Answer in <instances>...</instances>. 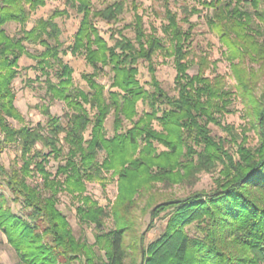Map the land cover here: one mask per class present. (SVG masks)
<instances>
[{"label":"trees","instance_id":"16d2710c","mask_svg":"<svg viewBox=\"0 0 264 264\" xmlns=\"http://www.w3.org/2000/svg\"><path fill=\"white\" fill-rule=\"evenodd\" d=\"M69 1L70 7L81 16L70 52L84 55L95 69L109 68L111 84L105 90L92 76H86L87 91L71 96L67 91L71 70L63 65L55 71L59 78L56 85L49 83L48 78L46 81L51 99L66 103L69 111L66 123L49 117L45 126L14 128L8 119L23 121L14 106L12 89L18 60L25 53L23 43L44 48L38 55V65L44 72L43 67L51 68L59 61L60 31L52 15L47 20L39 19L29 31L21 30L24 35L18 39L8 36L2 27L8 23L23 25L29 11L43 6L44 0H0V132L5 147H18L21 161L9 169L0 165V183L11 200L21 203L26 210L25 217L15 215L8 205V196L0 192V230L15 251V264H264V91L258 97L253 94L249 87L252 73L237 68L235 77L251 104V116L260 139L258 147L240 148L237 161L227 157L228 163L215 190L168 198L157 204L150 201L147 208L151 221L146 231L139 233L137 222L130 216L136 195L157 181H182L178 174L181 157L189 161L196 155L200 162H209L215 158L211 154L219 152L206 135V125L215 121V114L224 111L219 101L226 103L228 93L222 91L218 82L199 73L192 77L185 73L183 48L190 33L182 30L174 13L166 12L167 24L163 26L172 45L176 69L177 96L169 97L157 82H152L153 90L149 92L136 78L137 61L148 60L150 53L163 48L159 39H146L139 19L133 27L135 44L121 37L109 47L93 19L108 23L115 20L121 12L120 5L93 12L88 0ZM22 4H28V10ZM201 4L213 11L207 23L223 42L241 57L239 49L250 50L256 62L264 61V47L259 49L254 39L257 31L252 28V16L243 7L249 6L252 14L260 18V0H204ZM182 11L185 22L188 16L198 13L186 7ZM139 101L147 102L150 111L133 122L132 128L121 132L122 119L132 122L137 116ZM45 112L48 114L47 109ZM111 113L115 131L108 138L104 123ZM152 121H156L160 131L151 126ZM190 139L202 147L200 152L188 145ZM154 143L167 151L156 154ZM37 144L54 157H60L66 148L65 164L57 169V175L63 179L51 178L45 171L46 154L35 149ZM139 145L144 147L138 149ZM183 149L185 155L181 154ZM101 152L104 158L100 163ZM109 171L117 177L118 196L110 211L113 229L104 231L102 219L107 212L85 196V183ZM32 173L41 176L42 188L27 182ZM59 191L82 203L76 212L80 223L94 225L97 233L92 244L72 234L66 217L57 209ZM160 213H165V227L145 245L144 236ZM191 228L193 236L189 234Z\"/></svg>","mask_w":264,"mask_h":264},{"label":"rangeland","instance_id":"374dc122","mask_svg":"<svg viewBox=\"0 0 264 264\" xmlns=\"http://www.w3.org/2000/svg\"><path fill=\"white\" fill-rule=\"evenodd\" d=\"M90 9L93 12L103 11L114 4L120 5L121 12L117 18L111 22L94 18L93 24L99 35L107 43L113 46L121 37H125L135 44L134 25L139 19L141 28L147 38L154 37L161 42L162 49H156L150 53L148 60L139 59L137 61V80L142 88L152 92V82H157L160 89L169 97L177 96L175 90L176 69L174 66V57L171 55V43L163 31V26L167 24L165 14L167 11L177 16V21L183 31H188L189 41L186 42L183 51H185V60L187 62L186 74L189 77L198 73L213 82H218L223 92L228 93L226 103L219 101V105L224 108L220 114H215L214 122L206 125L209 137L219 149L218 153H212L215 158L212 161L200 162L194 155L187 161L185 156L179 159L180 166L178 174L182 181L172 183L167 181H157L152 183L147 190L139 193L135 197V204L130 209V216L133 222L138 224V232H145L150 221V209L148 204L154 201L155 204L168 198H184L194 192H209L215 190L217 182L222 179V172L227 165V157L237 161L239 158V149L246 148L253 150L259 145L258 130L255 128L254 119L251 116V104L248 96L243 89L239 88L235 77V70L238 68L252 73L253 82L250 84L253 94L258 97L264 91V61L256 62V57L250 50L239 49L243 56L241 57L230 48L218 32L212 29L207 20L212 17L213 11L201 4L204 0H88ZM68 0H44V5L29 11L27 21L23 25L8 23L2 28L5 33L18 39L20 31H29L39 19L47 20L54 15L53 21L57 24L60 35L59 41V61H55L51 68L43 67L44 72L38 65V55L44 50L39 44L24 42L25 53L19 58L17 63V76L12 83V89L15 94L14 106L21 115L23 121L8 119L7 122L14 128L26 126L34 128L37 124L45 126L49 117L59 118L61 124H65L67 114L69 113L66 103L62 100H52L48 90V82L56 85L59 78L55 75L62 66H67L71 70V85L67 88L71 96L78 91H87L88 83L86 76H92L93 80L107 90L111 84L112 73L107 67L93 68L87 63L84 55H73L69 47L73 45L74 35L79 27L81 16L75 9L70 7ZM28 10V4H22ZM196 10L198 13L188 16L187 22L183 19L185 15L182 8ZM252 16V28L257 31L254 39L259 49L264 47V0H260V18L252 14L249 6H243ZM137 19V20H136ZM52 44V42H51ZM137 45V44H136ZM148 44H146L147 46ZM147 48V47H146ZM239 52V51H238ZM240 53V52H239ZM48 74H46V73ZM48 110V114L45 112ZM149 105L147 102L139 101L136 106L137 116L132 122L122 119L121 132L133 127V122H137L139 117L148 113ZM93 115V111L90 112ZM114 114H109L104 123L106 137L111 138L114 135ZM203 124V122L201 123ZM151 126L156 131L161 129L156 121H152ZM85 137L89 138V131ZM143 137V136H142ZM141 139V138H139ZM4 138L0 132V165L5 169L17 164L20 165V152L16 145L2 144ZM188 145L195 152L201 151V146L195 145L192 140H188ZM156 154L166 152L167 149L160 144L154 143ZM144 147L138 146V149ZM36 150H42L46 154L44 163L45 171L51 175V178L63 179L57 175L59 166L65 164L64 154L66 148H63L60 157L49 156L48 149H41L39 144ZM185 155V150L181 154ZM104 152L98 157V162H102ZM31 186L42 188L41 176L32 173L27 179ZM85 196L90 201L106 210L107 215L102 219L103 230L113 229V218L110 214L111 207L118 196V180L112 175V171L102 172L90 182H86ZM0 192L8 196V205L11 211L19 216L25 217L26 210L22 208L21 203L13 202L4 185L0 183ZM82 204L75 200L66 192L59 191L57 194V209L66 217L72 234L75 238H83L89 244L94 242V234L97 231L94 225L82 224L77 216L76 209ZM154 206V205H152ZM148 207V208H147ZM153 208V207H152ZM165 213H160L152 223V228L144 236V244L156 239L165 227ZM194 229L189 231L194 235ZM17 256L15 251L7 244L3 233L0 230V263L15 264Z\"/></svg>","mask_w":264,"mask_h":264}]
</instances>
